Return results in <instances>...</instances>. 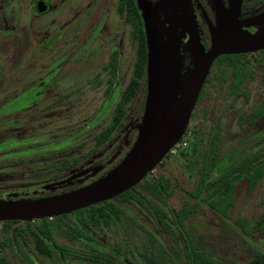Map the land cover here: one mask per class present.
Listing matches in <instances>:
<instances>
[{
	"label": "flooded vegetation",
	"instance_id": "af4514ba",
	"mask_svg": "<svg viewBox=\"0 0 264 264\" xmlns=\"http://www.w3.org/2000/svg\"><path fill=\"white\" fill-rule=\"evenodd\" d=\"M19 1H14L16 8L19 6ZM98 1L93 0L90 8H94ZM113 1L100 0L103 13H101L99 23L103 28H106V31L98 34L103 33L104 36L117 40V43L112 45L111 59L103 66L108 74L106 88L103 91L107 95H111V88L117 79L118 59L121 55L119 49L122 47L123 36L125 35L124 31L120 32L118 29L111 31L110 15L115 16L116 14L120 20V27L129 30L137 50V42L133 38V24L130 21V4L127 0H115L113 6ZM148 1L150 2V0ZM154 1L156 3V0ZM188 2L194 16L198 36L199 31L204 34V44L201 40L200 44L208 52L211 47V31L216 30L220 16L228 15L231 0H188ZM238 2L237 21L241 27L240 32L244 34L264 33V0H238ZM60 3L61 0H30L28 11L32 18L30 28L31 33H34V38H37L38 31L41 29L39 23L33 24L34 21L40 16L55 12L61 6ZM155 3L150 2L151 8L154 7ZM89 9L84 10L88 13V17L91 10ZM13 16L16 20V11H13ZM97 21L98 19L93 26H90L93 33L95 32L94 36L97 35L95 31ZM69 22L72 23L73 20ZM52 24L51 21L45 25L46 27L44 26L46 40L44 39L39 43L42 46L41 51L45 53L44 58L52 54L54 43L60 39V34L57 35L58 31H54ZM70 24L65 23L64 26ZM14 27L15 25L11 26L12 29ZM142 28L144 32L143 21ZM4 32L0 27V37ZM10 33L11 30H7L5 37L9 36ZM92 38L88 36V39ZM188 40L189 35L186 34L182 40V49L187 48ZM16 41L20 43L23 39L18 37L15 39ZM19 46L22 45L19 44ZM30 47L29 45L26 46L27 53L24 54L26 58L22 57L23 48L21 49L17 64L21 65L27 62L28 67L34 66L29 56L31 55ZM262 51L264 49L233 55L254 58ZM188 55L189 67L185 71L191 67L189 52ZM218 58L213 61L211 66L216 64ZM114 60L116 64L115 82L108 89L110 78L108 64ZM209 71L193 111L200 96L201 98L203 96V88L207 83ZM14 81L13 84H16ZM24 81L20 79L17 81L18 85L13 88L10 87L12 81L9 80V84L1 81L0 201L38 200L81 189L111 171L130 151L137 136V131L134 133L132 131L133 126L139 125L138 122L141 117L138 122L131 123V130L126 128L122 132L123 134H120L122 137L116 133L120 123L115 125L113 132L105 139L96 137L102 131L99 132L94 136L91 148L87 152H83L80 149L85 146L84 124L75 123L70 116L71 111L78 109V106L58 104L62 102L61 99L69 98L72 91L58 95L53 101L52 90L46 88L51 83L44 87L46 89L33 91L27 88L34 86V84L39 87L44 86L42 78L28 79L26 81L29 82L28 84ZM146 83L145 72V93L142 96H146ZM144 103L145 99L142 105V114ZM83 120L84 118H82ZM71 130L72 132H70ZM118 137H125V148L119 143ZM129 138L131 139L130 142H128ZM114 142L115 144H112ZM118 151L121 152L119 156H116ZM258 156L259 164L262 165L264 155L259 154ZM222 157L224 158L225 154L219 158ZM149 175L150 173L139 184L130 189V194L125 199L120 198L115 201L111 199V203L107 204V206L123 213V216L120 215L118 218L111 216L112 211L110 210L108 215L111 217L108 218L77 219L75 216L78 211L82 210L80 209L57 217L7 222H11V226L25 225L26 231H29L28 234L32 238L35 251L48 261L53 260V257L56 256L58 264H264V230H261L264 226L257 228L260 229V231L256 230L258 233L245 232L244 227L246 226L243 223L237 224L236 221L232 223L230 219L234 203L230 208L226 207V214L219 213L211 201L212 196L208 195V192L205 193L204 188L198 187L199 181L195 189L183 194L184 201L181 206L173 207L168 202L173 193L171 181L165 177H159L142 183ZM263 176L264 172L257 179V182ZM160 180H168L169 186H161ZM199 190L202 191L200 198L197 197ZM222 206L227 205L223 204ZM214 214H216V218H214ZM261 219L262 217L258 222ZM51 221L58 223V225L65 222L64 225L72 227L74 240H80L86 249L75 250L70 249V245H66V247L57 245L50 232ZM3 223L5 222H0L1 227ZM235 227L241 232L244 242L246 241L254 249L247 256L229 259L226 248L231 237L230 232ZM44 229L48 231L49 237L41 232ZM0 234V264H39L36 257L29 251L18 249V246H21L18 243V234L16 236L7 234L3 227ZM6 237H11L13 242L7 244ZM38 238H41L44 245L50 249L47 254H43L38 249ZM256 238L258 243L252 244ZM10 245L17 247V249L14 248V251L7 252L5 249Z\"/></svg>",
	"mask_w": 264,
	"mask_h": 264
},
{
	"label": "rangeland",
	"instance_id": "374dc122",
	"mask_svg": "<svg viewBox=\"0 0 264 264\" xmlns=\"http://www.w3.org/2000/svg\"><path fill=\"white\" fill-rule=\"evenodd\" d=\"M14 1L0 0V27L5 32L11 30L9 36L5 37L4 32L0 37V90L2 88L1 81L8 82V84L9 80L12 81L10 87L13 88L18 85L17 81L20 79L25 80L24 82L28 84L29 82H26L28 79L41 77L44 86L39 87L34 84L27 89L35 91L43 89L48 83H51L46 88L52 90L53 101L58 95L72 91L69 98L61 99L62 102L58 104L78 106V109L71 111L70 116L75 123L84 124L85 146L80 151L87 152L93 144L94 136L103 131L112 121L115 106L133 76L136 43L131 39L129 30L120 27V20L116 14L115 16L110 15L111 31L118 29L120 32L124 31L125 35L122 47L119 49L121 55L118 59L117 79L111 88V95H107L103 91L106 88L108 74L103 66L111 59L112 45L116 44L117 40L104 36L103 33L98 34L106 31V28H103L99 23L101 13H103L100 0L92 9L90 5L93 0H61V6L55 12L40 16L34 21L33 24L39 23V28H41L38 31V39L34 38V33H31L32 18L28 11L30 0H20L18 8ZM113 2L114 6L115 0ZM150 2L155 3L154 0H150ZM88 9L90 10L89 17L88 13L84 11ZM13 11L17 12L16 20ZM96 19H98L95 25L97 35L94 36L95 32L93 33L90 26L94 25ZM70 20L73 22H69ZM51 21L54 25L52 28L55 32L58 31L57 35L60 34V39L54 43L52 54L44 58L45 53L41 51L42 46L39 43L46 40L45 25ZM65 23L71 24L64 26ZM12 25H15L13 29ZM88 36L94 37L88 39ZM199 36L203 43L204 34L202 31L201 33L199 31ZM18 37H21L23 41L15 42ZM19 44L22 46L20 47ZM27 45L31 46V55L29 56L34 66L28 67L27 62H22L21 65L17 64L22 48V57L26 58L24 54L27 53ZM181 57V72L185 74V69L189 67V55L186 47L182 49ZM13 81L16 84H13ZM229 84V74L226 71L222 72L217 64H213L207 83L203 88V96L195 107L181 139L142 182L159 177L169 179L172 183L173 193L168 202L173 207H180L184 201L183 194L196 188L200 177L199 170L203 163L202 156L205 152H209L210 142L215 132L220 134L217 148H214L217 153L216 158H219L229 152L243 136L264 130V115L253 125L244 129L237 126L239 116L249 114L259 105L264 108V63L255 68L252 77L243 85L246 90L245 96H236L230 92ZM144 99L145 96L138 94L128 106L127 114L116 131L120 137L126 128H131V123H136L140 119ZM82 118H84L83 121ZM137 127L133 126V133L137 131ZM125 140V137L118 139L124 148L126 147ZM130 140L129 138L128 142ZM120 152L118 151L116 156H119ZM255 154L264 155V143L252 153L253 156ZM234 160L235 156H230L227 164L221 162L219 167L223 168ZM218 175V172H211L209 183L213 182ZM233 203L230 215L232 223L233 221H236L237 224L243 223L244 226H248L246 232H256L257 227L254 224L264 215V176L251 188L247 186V181L242 180L235 189ZM214 218H216V214H214ZM64 224L65 222H61V225L54 221L50 222V232L57 245L60 247L70 245V249L75 250L86 249L80 240H74L73 228ZM11 228L21 229L18 231L20 233H15L19 235L18 243L21 245L18 246V249L29 251L36 257L39 264H58L56 256L53 257V260L48 261L35 251L32 238L26 231L25 225L11 226ZM1 231L2 227L0 226V233ZM230 234L231 237L226 248L229 259L242 258L253 251L254 248L246 241L244 242L241 232L236 227ZM257 243L256 238L252 244ZM14 248L17 249L10 245L5 250L7 252L14 251Z\"/></svg>",
	"mask_w": 264,
	"mask_h": 264
},
{
	"label": "water",
	"instance_id": "95a60500",
	"mask_svg": "<svg viewBox=\"0 0 264 264\" xmlns=\"http://www.w3.org/2000/svg\"><path fill=\"white\" fill-rule=\"evenodd\" d=\"M144 25L147 66L144 111L126 156L95 182L75 191L38 200L0 201V222L51 218L114 199L139 184L184 134L213 61L222 55L264 49V33L244 34L237 21L238 0L211 31L208 52L200 44L188 0H135ZM191 67L181 72L182 40Z\"/></svg>",
	"mask_w": 264,
	"mask_h": 264
},
{
	"label": "trees",
	"instance_id": "16d2710c",
	"mask_svg": "<svg viewBox=\"0 0 264 264\" xmlns=\"http://www.w3.org/2000/svg\"><path fill=\"white\" fill-rule=\"evenodd\" d=\"M128 4L131 7V19L130 21L133 24V38L137 42V50H136V60L134 63L133 76L129 81L128 86L121 94L119 102L116 104L114 109V116L111 124L104 129L97 138L105 139L109 136L115 125L120 123L127 114V107L130 102L139 94L145 93L144 87V78L146 72V43L144 32L142 28V21L140 18V13L135 6L134 0H127ZM264 63V51H262L259 55L254 58H248L244 55H227L220 56L216 60V64L220 68L222 72H227L230 77L229 91L234 93L236 96H245L246 90H244V84L247 80H249L255 68L260 67L261 64ZM108 69L110 71V78L108 80V89L114 84L115 76H116V64L115 60L108 64ZM201 98V96H200ZM199 98V100H200ZM264 115V108L262 105L254 108L249 114L241 115L237 119V126L240 129H244L248 126L253 125ZM220 134L215 132L213 134V139L210 142V150L209 152H205L203 157L202 167L199 170V188H204V192H208V195H211V201L214 204L215 210L225 213L228 208L232 206L234 202L235 189L241 183L242 180L247 181V186L249 188L253 187L256 184L257 179L264 172V161H262V165L259 164V156L255 154L252 155L258 148L264 143V130L255 132L251 135H245L238 140V143L227 153H225V157L216 158L217 153L214 148H217V144L219 141ZM230 156H235V160L231 161L227 166H223V168L219 167V164L222 162L223 164H227V161L230 159ZM218 172V177L211 183H209V177L211 172ZM161 186L167 187L169 186L168 180H160ZM208 188V189H206ZM130 194V190L125 193L119 195L113 200H117L120 198H126ZM202 195V191L199 190L197 192V197L200 198ZM112 200L103 202L98 205H93L87 209H82L76 213L77 219H97V218H105L109 217L108 211H112L113 217L123 216L118 209L111 208L107 206V204L111 203ZM227 206H222V205ZM231 210V209H230ZM110 216V217H111ZM59 218V217H58ZM11 222L3 223L2 227L7 234H12L16 236L15 233H20L15 228H11ZM85 224V223H84ZM86 225V224H85ZM88 225V224H87ZM254 226L262 227L264 226V215L260 222L254 224ZM248 227V226H246ZM246 227L244 230L246 232ZM260 231V229H257ZM264 230V227L261 228ZM29 232V231H28ZM41 232L49 237V233L47 230H41ZM16 240V238H14ZM13 242L11 237H6V243L10 244ZM44 241L41 238L37 239L38 249L43 253L47 254L50 250L47 246L44 245ZM7 264V263H6Z\"/></svg>",
	"mask_w": 264,
	"mask_h": 264
}]
</instances>
